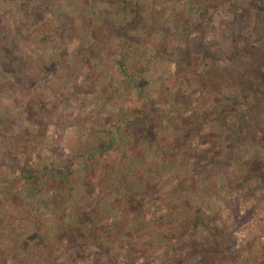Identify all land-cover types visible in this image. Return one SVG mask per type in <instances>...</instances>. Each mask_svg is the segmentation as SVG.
Here are the masks:
<instances>
[{
    "label": "rangeland",
    "instance_id": "obj_1",
    "mask_svg": "<svg viewBox=\"0 0 264 264\" xmlns=\"http://www.w3.org/2000/svg\"><path fill=\"white\" fill-rule=\"evenodd\" d=\"M253 1L0 0V264H264Z\"/></svg>",
    "mask_w": 264,
    "mask_h": 264
},
{
    "label": "trees",
    "instance_id": "obj_2",
    "mask_svg": "<svg viewBox=\"0 0 264 264\" xmlns=\"http://www.w3.org/2000/svg\"><path fill=\"white\" fill-rule=\"evenodd\" d=\"M262 0H254L252 3V8L248 9L245 11V14L247 16H250L249 13L251 11L256 13V16L259 17L258 19L262 22V24L264 23V6H262ZM22 4H25L27 6H29V4H32V0H27V1H23L21 2ZM26 11V10H25ZM30 12V11H29ZM202 42V41H201ZM2 40L0 39V46H1ZM4 49V47H3ZM248 49V47L246 48H241L239 50V53L241 55H244V52ZM251 54L249 55L250 60H256L258 58L257 53H255V51H250ZM7 62H10L7 58H0V64L5 66L7 64ZM258 81V82H257ZM238 92H246L250 90L252 91V96L250 97L249 101H248V113L250 114L249 116L251 117L252 121H254L255 123L258 122L259 120V115L260 113L264 110V101H263V94H264V84L260 83L259 80H251V82L245 86V87H239L236 88ZM166 103V99L161 98L158 102H157V108L161 111L164 110L165 108V104ZM258 117V118H256ZM250 119V120H251ZM251 124L250 122L245 123L246 129L248 131V133L254 135L256 133V130H258V126L257 124Z\"/></svg>",
    "mask_w": 264,
    "mask_h": 264
}]
</instances>
